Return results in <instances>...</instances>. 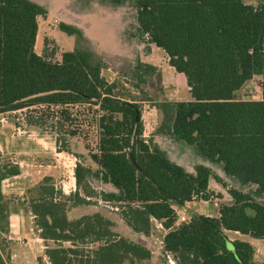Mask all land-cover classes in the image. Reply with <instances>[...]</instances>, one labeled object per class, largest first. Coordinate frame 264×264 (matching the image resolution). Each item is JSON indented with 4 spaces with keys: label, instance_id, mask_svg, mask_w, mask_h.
I'll return each mask as SVG.
<instances>
[{
    "label": "trees",
    "instance_id": "16d2710c",
    "mask_svg": "<svg viewBox=\"0 0 264 264\" xmlns=\"http://www.w3.org/2000/svg\"><path fill=\"white\" fill-rule=\"evenodd\" d=\"M111 1L134 2L140 29L187 77L193 101L163 105L166 130L159 132L193 146L202 158L222 165L241 185H255L256 196H264V5L243 0ZM47 14V8L31 0H0V128L2 115L33 107L60 115L56 119L61 126L72 120L71 107H97L99 153L92 158L100 166L101 179L119 190L103 195L108 202L123 204L122 217L129 227L150 235L152 220L162 221L168 230L164 249L179 264H264L255 261L251 244L232 241L225 233L264 239V204L248 193L230 188L233 203L222 206L219 218L202 215L174 227V205L208 199L212 171L198 165L196 174L189 173L152 138L146 139L141 105L115 95L114 84L103 76L100 65L92 63L90 53L68 51L58 62L36 53L38 18ZM60 28L69 35H83L74 26ZM257 76L263 77V100H236L235 92ZM41 120L37 116L28 122L39 126ZM57 143L59 152H69L67 143L60 145V137ZM90 172L76 165L77 191L66 200L76 206L89 204L91 197L82 196L81 188L89 187ZM20 174L19 166L0 167V181ZM42 193L32 206L41 238L72 246L48 248L51 264H73L68 255L89 244H98L90 252V264L151 259L148 248L116 233L101 214L70 221L67 203L56 196V187H43ZM0 214H5L2 208Z\"/></svg>",
    "mask_w": 264,
    "mask_h": 264
},
{
    "label": "rangeland",
    "instance_id": "374dc122",
    "mask_svg": "<svg viewBox=\"0 0 264 264\" xmlns=\"http://www.w3.org/2000/svg\"><path fill=\"white\" fill-rule=\"evenodd\" d=\"M31 1L49 10L46 17H39L38 51L41 52L39 55L58 62L62 61L64 52L70 49L90 53L92 63L100 65L103 76L114 84L115 95L124 101L139 102L142 107L143 123L145 122L149 132L155 128L156 123L160 124L161 120L163 123L156 105L162 100L169 99L165 95L168 94L167 91L173 82L179 85L181 81L174 80L169 75V58L165 51L151 43L149 36L140 29L134 2L117 5L111 0ZM243 1L255 7L264 5V0ZM65 21H72L75 26L84 25L89 29L93 27L96 31L95 40L84 35L67 36L68 34L63 33L60 28ZM143 59L148 61L146 63L156 65L157 70L152 72L149 67H145V64H142ZM262 82V76L248 82L239 95L240 99L261 100ZM70 112L73 115L72 120L62 126L58 124L60 120L56 119L61 117L60 115L50 110L45 111L42 107L1 116V123L5 124L3 127L5 135L11 137L10 140L15 139L18 142L12 146L9 139L5 140L4 150L11 153L3 156L1 154L0 167L15 166L14 162L21 160L24 172L20 178L0 181V209L5 212L0 214V264H51L46 253L48 248L55 249L61 245L66 249L72 248L69 243L44 241L32 212L34 202L43 196L42 188L53 186L57 190L56 196L67 203L70 221L98 213L109 219L113 223L112 229L122 237L136 243L148 244L150 246L148 249L154 252V258L136 264H179L177 257L164 249L167 229L162 221L152 220L150 235L136 233L122 217L123 204L106 201L108 198L103 195L104 192L118 194L119 190L101 179L100 166L92 158V155L99 153L98 122L101 113L98 108L80 105L71 107ZM37 116L42 119L41 125L29 124L28 121H33ZM160 125L161 131L166 130V127L162 129L163 124ZM72 133L74 136L71 137ZM59 137L60 145L64 147L67 143L69 152L59 154L57 143ZM13 150L15 152L18 150V157L12 154ZM170 154L189 169L193 170L196 167V159L191 149L177 155L178 153L171 148ZM78 163L91 171L86 177L89 187L83 184L81 188L82 196L91 198H87L89 204L80 206H76L74 201L66 200L77 191L75 168ZM211 167L214 175L221 180L212 178L208 199L198 198L183 208L174 205L177 223L174 224L175 228L190 223L198 216L217 214L224 205H232L233 199L228 193L230 188L248 193L254 200L264 204V196L259 197L255 194L257 189L255 185L243 186L235 178L228 176L222 166L212 164ZM9 211L23 214L16 220L14 228H11L10 219L7 217ZM248 212L251 216L255 214L253 210ZM225 233L230 240L237 241L235 234L227 231ZM97 247L98 244L80 246L79 253L69 254L68 257L73 264H90L93 259L90 252Z\"/></svg>",
    "mask_w": 264,
    "mask_h": 264
},
{
    "label": "crops",
    "instance_id": "0c3cea01",
    "mask_svg": "<svg viewBox=\"0 0 264 264\" xmlns=\"http://www.w3.org/2000/svg\"><path fill=\"white\" fill-rule=\"evenodd\" d=\"M48 13H49V10H48ZM38 24H39V31H38V35H37V41H36L35 51H36V53H41V52L38 51V45H39V42H40V20H39V18H38ZM62 24H66L68 26H74V27L78 26L76 28L80 29L85 37H88L91 40H95V38H96V31H95V29L93 27H91L92 29H89V28H86L84 25H76L75 26V24L72 21H65V23H62ZM62 32L65 33L66 35L68 34V33L64 32L63 30H62ZM67 36H72V35H69L68 34ZM158 49H161V48L158 47ZM154 50L155 49H153V51ZM69 51H74V50L70 49ZM146 62H148V61H146L145 59H143L142 64H145V65L147 64V65L153 66L157 70L156 65H152L153 63L152 64H149V63H146ZM168 64H169V59H168ZM168 67H169V69H168L169 70V72H168L169 75H171L174 78V80L179 79L181 81V83L178 85L176 82H173L170 85V87H169V89L167 91L168 94L165 95L169 99L162 100L159 104L156 105V108H157L159 114L162 115V118H163V111H162L161 107L163 105H170V104L175 105L178 102H191V101H193V97L191 95V89H190V87L188 85L187 77L183 73L177 72L176 69L174 67H172L170 64H169ZM250 81H252V80H250ZM250 81H248V82H250ZM244 86L240 90H238V91L235 92V99L236 100H240V101H254V100H250V99H240L239 95L241 94L242 89L244 88ZM170 97H175V99L172 100ZM262 97H263V93H262ZM261 100H263V98ZM261 100H259V101H261ZM135 102L136 103H139L138 101H135ZM161 122H162V120H161ZM161 122H160V124H162ZM160 124L159 123H156L155 128L153 127V129L149 132L148 129H147V127H146V124L144 122L143 123V125H144V137L146 139L152 138L153 141H154V143L156 144V146L158 148H160L163 152H165L168 155V157L170 158V160H172L176 164H178V165L182 166L183 168H185L189 173L196 174V167L198 165L206 166V167H208L212 171L211 165L212 164H216V163H213V162H211V161H209L207 159L202 158L197 153V151L195 150V148L193 146H190V145H188L187 143H185L183 141H176L170 135L165 134V133L163 134V133L159 132V128L161 126ZM4 126H5V124L4 123H1V128H0V150H1L2 156L5 155V154L11 153V152H7V151L4 150V142H5V140L9 139V142L12 143V146L14 145V143H17L18 142V141H15V139H14V141L13 140H10L11 137H7V135H5V133H4L5 130L3 128ZM171 148L174 149V151H176L178 153L177 155H181V153H183V152L191 149L193 151V154H194L195 159H196V167L193 170L192 169H189L187 166H185L179 160L173 158L171 156V154H170ZM13 152L14 153H12V154H14L15 156H17L18 150L16 152L13 150ZM26 153L27 154H31V153H29L27 151H26ZM60 153L61 152H59V154ZM31 155H27V156L30 157ZM20 161L18 160V161L14 162V163L17 166H19L20 171H21V174L18 175V176L6 178V179L2 180V182L14 180L16 178H20L23 175L24 170H23V167H22ZM216 165H220V164H216ZM220 166H222V165H220ZM222 168H223V166H222ZM223 171H224V168H223ZM212 173H213V171H212ZM213 177H216V175H214V173L212 174V176L210 178L209 188H210V186H212V180H213L212 178ZM75 191H76V189H74L73 192H75ZM2 192H4V191H2ZM194 202L195 201L187 202L186 204H190V203H194ZM186 204L179 205V207L180 208H183L184 206H186ZM220 215H221L220 214V210H218V213L217 214H210L209 213V214L203 215V216L219 218ZM22 216H23L22 212H15L14 213V212H10L9 211V213H7V217H9V219H10L9 222H10L11 228L12 227L14 228L15 222L17 223L16 220L20 219ZM166 231L168 233V230H166ZM227 232H230V233L235 234V238L237 240L244 241V242H247V243L251 244L253 246L254 250H255V253H254L255 261L260 262V263H264V239H257V238H254V237L250 236V235H245V234H241L239 232H234V231H227ZM138 244H141L142 246H144L146 248H150V246L148 244H146V243H138ZM151 253H152L151 259H153L154 258V252H151Z\"/></svg>",
    "mask_w": 264,
    "mask_h": 264
},
{
    "label": "water",
    "instance_id": "95a60500",
    "mask_svg": "<svg viewBox=\"0 0 264 264\" xmlns=\"http://www.w3.org/2000/svg\"><path fill=\"white\" fill-rule=\"evenodd\" d=\"M227 246H228V248H229L230 250H234V249H235L234 246H233V244H232L231 242H228V243H227Z\"/></svg>",
    "mask_w": 264,
    "mask_h": 264
}]
</instances>
